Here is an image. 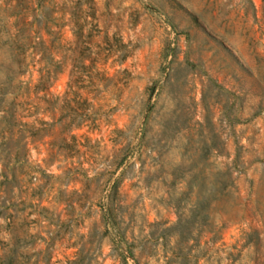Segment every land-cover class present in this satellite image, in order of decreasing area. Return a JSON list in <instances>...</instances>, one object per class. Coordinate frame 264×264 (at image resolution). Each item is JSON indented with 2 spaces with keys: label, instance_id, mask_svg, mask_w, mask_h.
Instances as JSON below:
<instances>
[{
  "label": "rangeland",
  "instance_id": "1",
  "mask_svg": "<svg viewBox=\"0 0 264 264\" xmlns=\"http://www.w3.org/2000/svg\"><path fill=\"white\" fill-rule=\"evenodd\" d=\"M252 3L253 16L247 0H0V264H264V0ZM89 8L127 71L107 58L97 125L68 150V10ZM15 40H30L18 74ZM39 66L55 72L44 93Z\"/></svg>",
  "mask_w": 264,
  "mask_h": 264
},
{
  "label": "trees",
  "instance_id": "2",
  "mask_svg": "<svg viewBox=\"0 0 264 264\" xmlns=\"http://www.w3.org/2000/svg\"><path fill=\"white\" fill-rule=\"evenodd\" d=\"M250 7V14L254 15V5L252 0H247ZM78 11V12H77ZM82 10H68L70 17V39L67 41L69 49L72 52L71 67L67 74L65 88L63 93L57 98L56 120L62 123L65 128V135L61 136V146L72 150L75 145H81L76 140V136H84V133L78 135L73 130L85 127V131L92 130L97 123L94 118L89 117L87 110L90 107L91 100L95 97V91L101 85L105 87L107 82L114 84L111 76L106 72V60L112 57L111 60L116 62L117 68L114 72L118 74H125L127 69L120 66L127 55V50L124 49V43L116 33L107 34L106 32L97 28L96 24L92 22L94 18L92 8L82 13ZM246 10H243L242 16L245 17ZM88 15L90 20L87 21L85 16ZM82 18V20H80ZM85 23H88V28H84ZM84 31V32H83ZM30 40H27V44ZM40 42V41H37ZM16 47L19 48L17 55L20 56L16 60V67L12 73H22L26 62L24 61L26 46L21 41L15 40ZM40 59L35 61L39 62ZM37 77L32 87L37 91H44L48 88L50 79L54 75V69L48 67H37ZM122 83V82H121ZM14 96H12L13 98ZM26 116H34V113L29 112ZM15 116L14 108H3L1 118L4 123L1 128L9 129L12 124V119ZM36 119V117H33ZM38 119V118H37ZM26 123V122H25ZM6 140L2 143L4 144ZM54 141H51L53 143ZM180 249V247H178ZM180 256L184 257L185 252H180Z\"/></svg>",
  "mask_w": 264,
  "mask_h": 264
}]
</instances>
